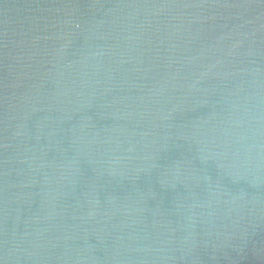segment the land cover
Masks as SVG:
<instances>
[{
  "label": "water",
  "instance_id": "obj_1",
  "mask_svg": "<svg viewBox=\"0 0 264 264\" xmlns=\"http://www.w3.org/2000/svg\"><path fill=\"white\" fill-rule=\"evenodd\" d=\"M0 264H264V0H0Z\"/></svg>",
  "mask_w": 264,
  "mask_h": 264
}]
</instances>
